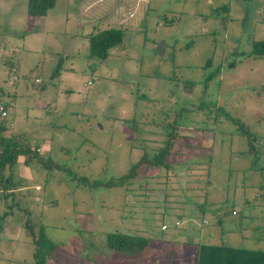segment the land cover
Returning <instances> with one entry per match:
<instances>
[{"label": "rangeland", "instance_id": "374dc122", "mask_svg": "<svg viewBox=\"0 0 264 264\" xmlns=\"http://www.w3.org/2000/svg\"><path fill=\"white\" fill-rule=\"evenodd\" d=\"M27 3L0 0V123L40 158L19 155L14 193L0 188V264H34L41 226L55 245L44 264H195L199 242L264 250V58L240 55L264 39V0H56L29 18ZM221 4L225 22L208 16ZM105 28L121 43L89 56ZM112 232L148 244L128 256Z\"/></svg>", "mask_w": 264, "mask_h": 264}, {"label": "trees", "instance_id": "16d2710c", "mask_svg": "<svg viewBox=\"0 0 264 264\" xmlns=\"http://www.w3.org/2000/svg\"><path fill=\"white\" fill-rule=\"evenodd\" d=\"M56 4V0H28L27 3V18L33 16L46 15L50 9ZM225 12H227L225 14ZM221 16L223 22L229 17V6L227 4H221L219 6L211 7L208 16ZM207 16V17H208ZM123 32L120 28H105L97 30L91 33L88 37L89 42V56H98L105 58L108 50L116 45H119L122 41ZM240 55L247 57H259L264 58V39L256 40L252 43L250 50L243 51ZM212 62V56L206 60V65H210ZM235 62H230V66ZM219 66L211 71L204 79V89L208 87L209 80H211L219 71ZM58 71V68L55 72ZM54 72V73H55ZM178 125V124H175ZM5 122L0 123V188L3 191L2 196L7 197L13 194V185L16 183L13 181V167L17 163L19 155L24 157V162L29 164L34 158H40L36 149H32L30 144L22 143L18 140L16 135L2 134V129H5ZM242 133L251 135L252 132L243 130L241 126L238 127ZM20 135V134H18ZM170 142H166V145L160 148L159 152L155 154L150 162L154 165L164 164V157L167 155ZM134 168V167H133ZM130 176V175H128ZM125 178L126 177L124 175ZM126 180V179H125ZM78 183L83 184L89 188H98V186H117L122 183L114 177L108 181L99 179L89 180L85 176L78 177ZM125 183V181H124ZM12 189V190H10ZM6 212L0 216V232L3 228L2 221L6 216ZM221 220H219L220 222ZM44 228L41 226L37 238L35 239L36 248L33 252L35 257L34 264H44L45 258L51 253L55 245L49 240L43 232ZM106 241L108 245L119 252H123L128 256H134L139 254L148 244V238L127 234L123 232H112L106 234ZM44 248V249H43ZM45 251L46 254H43ZM196 263L195 264H264V250L261 249H249L238 248L229 246L222 243H203L199 242L196 251Z\"/></svg>", "mask_w": 264, "mask_h": 264}, {"label": "water", "instance_id": "95a60500", "mask_svg": "<svg viewBox=\"0 0 264 264\" xmlns=\"http://www.w3.org/2000/svg\"><path fill=\"white\" fill-rule=\"evenodd\" d=\"M156 50H157L158 55H163L162 46H158Z\"/></svg>", "mask_w": 264, "mask_h": 264}, {"label": "built area", "instance_id": "2783aa9c", "mask_svg": "<svg viewBox=\"0 0 264 264\" xmlns=\"http://www.w3.org/2000/svg\"><path fill=\"white\" fill-rule=\"evenodd\" d=\"M163 228H165V226H163Z\"/></svg>", "mask_w": 264, "mask_h": 264}]
</instances>
